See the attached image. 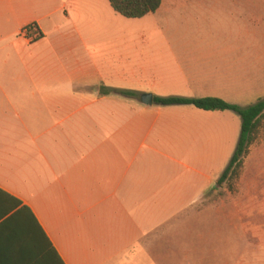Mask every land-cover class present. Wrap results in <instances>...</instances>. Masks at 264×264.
I'll use <instances>...</instances> for the list:
<instances>
[{
	"label": "crops",
	"instance_id": "0c3cea01",
	"mask_svg": "<svg viewBox=\"0 0 264 264\" xmlns=\"http://www.w3.org/2000/svg\"><path fill=\"white\" fill-rule=\"evenodd\" d=\"M176 2L163 0L161 13ZM147 17L127 19L109 0H0V191L31 209L64 264H186L153 225L167 208L203 205L242 121L231 111L148 106L142 95L242 108L259 100L262 86L247 74L264 55L248 48L264 47L263 22L236 41L164 40L153 51ZM32 25L41 37L30 42L23 30ZM216 47L230 49H178ZM9 203L0 194V215Z\"/></svg>",
	"mask_w": 264,
	"mask_h": 264
},
{
	"label": "rangeland",
	"instance_id": "374dc122",
	"mask_svg": "<svg viewBox=\"0 0 264 264\" xmlns=\"http://www.w3.org/2000/svg\"><path fill=\"white\" fill-rule=\"evenodd\" d=\"M176 1L177 5L167 12L161 13L160 8L147 17V43L153 51L164 40L236 41L246 27L256 28L264 23V0ZM178 49L196 54L230 48ZM248 54L264 55V47H249ZM247 78L262 86L257 97L263 99L264 63H249ZM249 101L245 108L258 102L256 96ZM172 209H166L165 221L153 226L158 227V237L167 233L165 248L183 249V254L178 251L183 263L264 264V118L237 174L217 184L203 205L178 208L177 213ZM150 213L147 208V215ZM154 239L155 235H147V244L158 247L160 240ZM163 260L164 257L159 262Z\"/></svg>",
	"mask_w": 264,
	"mask_h": 264
},
{
	"label": "trees",
	"instance_id": "16d2710c",
	"mask_svg": "<svg viewBox=\"0 0 264 264\" xmlns=\"http://www.w3.org/2000/svg\"><path fill=\"white\" fill-rule=\"evenodd\" d=\"M112 8L127 19H142L156 13L163 0H109ZM114 93L130 98H139L137 92L114 90ZM154 103L159 106L193 105L204 111H231L240 116L242 130L237 150L228 168L219 180V185L237 174L243 161L254 144L261 121L264 118V98L256 104L242 108L220 98L191 99L182 97H155ZM9 203L0 215V264H64L58 252L46 236L31 209L9 195ZM26 244L25 251H14L12 245Z\"/></svg>",
	"mask_w": 264,
	"mask_h": 264
},
{
	"label": "built area",
	"instance_id": "2783aa9c",
	"mask_svg": "<svg viewBox=\"0 0 264 264\" xmlns=\"http://www.w3.org/2000/svg\"><path fill=\"white\" fill-rule=\"evenodd\" d=\"M23 35L30 42L36 41L41 37L40 30L38 29L36 25H32L28 28H25L23 30Z\"/></svg>",
	"mask_w": 264,
	"mask_h": 264
},
{
	"label": "water",
	"instance_id": "95a60500",
	"mask_svg": "<svg viewBox=\"0 0 264 264\" xmlns=\"http://www.w3.org/2000/svg\"><path fill=\"white\" fill-rule=\"evenodd\" d=\"M141 101L148 106L154 105V96L152 94H144L141 97Z\"/></svg>",
	"mask_w": 264,
	"mask_h": 264
}]
</instances>
